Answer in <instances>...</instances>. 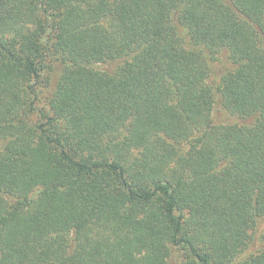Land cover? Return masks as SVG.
I'll return each instance as SVG.
<instances>
[{
    "label": "trees",
    "instance_id": "16d2710c",
    "mask_svg": "<svg viewBox=\"0 0 264 264\" xmlns=\"http://www.w3.org/2000/svg\"><path fill=\"white\" fill-rule=\"evenodd\" d=\"M0 264H264V0H0Z\"/></svg>",
    "mask_w": 264,
    "mask_h": 264
},
{
    "label": "rangeland",
    "instance_id": "374dc122",
    "mask_svg": "<svg viewBox=\"0 0 264 264\" xmlns=\"http://www.w3.org/2000/svg\"><path fill=\"white\" fill-rule=\"evenodd\" d=\"M57 72H58V69H56L53 73H52V75L54 76V78L56 77V75H57ZM226 116H228V115H225L224 113H219V114H217V119H223V118H226Z\"/></svg>",
    "mask_w": 264,
    "mask_h": 264
}]
</instances>
